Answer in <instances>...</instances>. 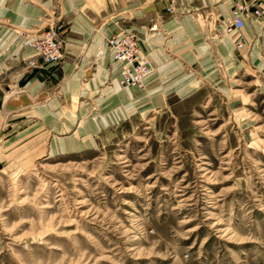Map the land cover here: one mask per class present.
Returning a JSON list of instances; mask_svg holds the SVG:
<instances>
[{
    "label": "rangeland",
    "instance_id": "374dc122",
    "mask_svg": "<svg viewBox=\"0 0 264 264\" xmlns=\"http://www.w3.org/2000/svg\"><path fill=\"white\" fill-rule=\"evenodd\" d=\"M42 1H22L43 13L40 32L19 36L28 43L51 27L63 56L73 15L63 0ZM114 1L85 0L82 9L106 15ZM237 3L241 50L222 28ZM218 11L198 12L207 49L176 68L183 91L149 106L138 96L144 86L117 84L116 64L106 86L132 90L138 102L94 135L75 129L71 101L44 122L3 117L0 264H264V0H230ZM76 131L62 151L56 138Z\"/></svg>",
    "mask_w": 264,
    "mask_h": 264
},
{
    "label": "crops",
    "instance_id": "0c3cea01",
    "mask_svg": "<svg viewBox=\"0 0 264 264\" xmlns=\"http://www.w3.org/2000/svg\"><path fill=\"white\" fill-rule=\"evenodd\" d=\"M22 1L0 0V124L4 116L13 112L35 114L44 122L49 115H60L59 109L64 108L60 102L71 101L75 129L82 124L94 135L124 119L131 104L138 102L133 91L106 86L116 65L109 57L106 39L115 29L131 31L138 40L141 56L149 62L150 73L138 96L143 97L141 100L148 98V105L152 106L186 88L185 77L179 81L181 71L176 68L187 62L192 65L195 54L204 55L207 49L201 46L206 31L199 25L198 12L214 14L230 0H115V8H107L106 15L97 16L83 11L85 0H63L64 14H68L65 17L73 15V23L63 35L62 59L39 70L28 67L36 55L19 34L21 30L40 32L34 28L43 12ZM109 21L119 22L110 26ZM219 41L221 49L228 47L226 39ZM171 56L175 58L171 60ZM206 60L207 57L199 59L202 64ZM78 99L90 101L98 112H91V103H76ZM68 119L72 121L71 116Z\"/></svg>",
    "mask_w": 264,
    "mask_h": 264
},
{
    "label": "built area",
    "instance_id": "2783aa9c",
    "mask_svg": "<svg viewBox=\"0 0 264 264\" xmlns=\"http://www.w3.org/2000/svg\"><path fill=\"white\" fill-rule=\"evenodd\" d=\"M243 10L244 8L237 3L230 18L222 26L225 35L235 38L237 50H241L244 46L242 40L236 37V33L244 27ZM26 44L36 55V58L28 62L31 69L55 65L62 57V40L51 27L32 37ZM106 46L111 61L119 65L117 80L120 86L141 88L150 73V65L140 54L136 36L131 31L122 30L119 34L109 37Z\"/></svg>",
    "mask_w": 264,
    "mask_h": 264
},
{
    "label": "bare ground",
    "instance_id": "6f19581e",
    "mask_svg": "<svg viewBox=\"0 0 264 264\" xmlns=\"http://www.w3.org/2000/svg\"><path fill=\"white\" fill-rule=\"evenodd\" d=\"M117 84L120 86V84H119V81L117 80ZM116 88H117V86H115ZM130 88H138V87H130ZM128 91H132V90H128ZM104 122H106V121H104ZM80 126H82V127H84L82 124L80 125ZM82 127H81V129H82ZM84 130H86V126H85V129H83V131ZM89 130V129H88ZM87 131V130H86ZM77 135H78V133H76L75 135H73L72 137H65V138H63L62 139V141H64L65 142V144L63 145V148L61 149L62 151H69V150H72L71 148H72V145H69V144H66V141H72V140H74L76 137H77ZM67 139V140H66ZM71 144V143H70ZM69 145V146H68ZM79 144H76L75 145V148L78 146ZM69 148H68V147Z\"/></svg>",
    "mask_w": 264,
    "mask_h": 264
}]
</instances>
